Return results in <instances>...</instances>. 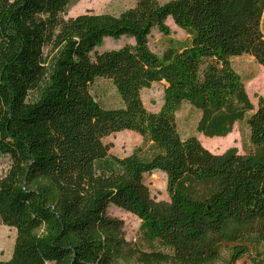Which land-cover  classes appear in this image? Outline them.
<instances>
[{"label":"trees","instance_id":"trees-1","mask_svg":"<svg viewBox=\"0 0 264 264\" xmlns=\"http://www.w3.org/2000/svg\"><path fill=\"white\" fill-rule=\"evenodd\" d=\"M264 0H135L118 15L85 12L66 18L76 0H0V218L16 229L12 256L0 264H119L136 250L153 264H264V95L255 106L232 59L251 55L264 67L257 19ZM188 38L161 53L153 30ZM132 39L100 51L105 39ZM205 57H212L202 62ZM215 59L218 76H200ZM110 79L119 107L92 93ZM164 86L150 111L142 91ZM183 103L197 131L226 137L245 121L253 150L207 149L184 138L176 113ZM131 130L148 146L111 154L104 138ZM167 177L168 200L153 196L145 176ZM141 220L131 247L110 206Z\"/></svg>","mask_w":264,"mask_h":264},{"label":"rangeland","instance_id":"rangeland-1","mask_svg":"<svg viewBox=\"0 0 264 264\" xmlns=\"http://www.w3.org/2000/svg\"><path fill=\"white\" fill-rule=\"evenodd\" d=\"M166 1V0H163ZM135 0H76V3L65 15L66 18L76 16L81 13L91 12L93 14H113L118 15L127 8L133 6ZM171 33L164 35L157 29L153 30L149 44L153 51L161 53L172 41L186 42L188 35L180 29L171 18L167 20ZM259 34L264 38V1L257 19ZM133 40L122 37L119 40L111 38L105 39L100 51L105 49L119 48ZM212 57H205L202 62ZM234 68L242 75L245 87L252 103L257 106L258 98L264 95V67L258 64L251 55H242L232 59ZM219 64L212 59L207 64L201 65L200 76H218ZM92 93L97 100L108 108L119 107L122 105L121 97L110 79L97 78L91 87ZM164 86L162 83L155 82L142 91V100L150 111H159L163 104ZM198 112L189 104L183 103L176 113L178 128L181 135L186 138L190 135L197 136L202 144L214 153H222L229 148H235L240 154H246L253 150L249 140L248 127L245 121L235 124L233 131L226 137H206L197 131ZM104 143L109 146L111 154L125 156L131 154L135 149L141 147L140 152L147 154L148 146L144 144L143 138L131 130H123L106 136ZM8 159L0 157V178L8 169ZM146 183L149 185L153 196L157 200H168L167 177L164 172L155 171L145 176ZM109 215L120 220L123 224L122 233L131 247H137L140 243V224L141 220L134 214L116 206H110ZM16 238V229L5 225L0 218V260H9L12 256ZM46 264H55L47 262ZM119 264H153L146 261L136 250L129 252ZM215 264H228V254L223 253L221 259ZM237 264H252L249 257H244Z\"/></svg>","mask_w":264,"mask_h":264}]
</instances>
